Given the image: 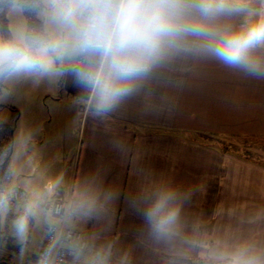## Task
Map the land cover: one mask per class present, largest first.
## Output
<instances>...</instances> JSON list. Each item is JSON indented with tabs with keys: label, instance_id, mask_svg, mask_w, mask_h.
<instances>
[{
	"label": "crops",
	"instance_id": "crops-1",
	"mask_svg": "<svg viewBox=\"0 0 264 264\" xmlns=\"http://www.w3.org/2000/svg\"><path fill=\"white\" fill-rule=\"evenodd\" d=\"M251 3L259 7L258 0ZM244 20L232 13L204 23L235 28ZM203 43L184 35L166 45L109 110L97 106L92 87L77 81L75 70L85 67V57L65 68L67 95L80 104L73 152L63 143L65 167L47 178L54 193L46 208L38 207L45 229L37 232L35 252L18 253L10 243L19 237L16 230L0 236L8 245H0V252L34 264L47 226L61 220L51 205L62 201L65 226L80 233L65 242L76 264H232L237 256H264V161L240 147L242 137L264 136V79L223 64ZM7 107L12 111L0 121L13 125L21 143L35 138L37 126L41 131L50 125L32 107L19 109L16 120L18 108ZM223 134L225 148L209 137ZM50 157L46 145L41 163ZM18 164L11 162L12 171ZM18 173L16 199L44 196L36 171L21 167ZM161 197H168L167 208L177 215L158 234L145 212Z\"/></svg>",
	"mask_w": 264,
	"mask_h": 264
},
{
	"label": "clouds",
	"instance_id": "clouds-1",
	"mask_svg": "<svg viewBox=\"0 0 264 264\" xmlns=\"http://www.w3.org/2000/svg\"><path fill=\"white\" fill-rule=\"evenodd\" d=\"M0 0V15L39 11L47 28L28 31L12 27L11 38L0 35V78L19 73L56 71L57 61L83 56L75 70L79 84L96 91L98 107L109 110L130 88L127 82L144 75L164 47L184 35L204 41L202 47L223 64L264 79V0ZM245 17L238 27H209L227 14ZM191 17V19H189ZM168 197L157 199L145 212L154 232L168 230L177 213ZM23 238V220L17 222ZM40 264H48L47 257ZM232 264H264V256L235 257Z\"/></svg>",
	"mask_w": 264,
	"mask_h": 264
},
{
	"label": "rangeland",
	"instance_id": "rangeland-1",
	"mask_svg": "<svg viewBox=\"0 0 264 264\" xmlns=\"http://www.w3.org/2000/svg\"><path fill=\"white\" fill-rule=\"evenodd\" d=\"M39 17L45 23V17L42 16L41 13H39ZM24 18L23 13L13 17L8 16L11 36L13 26H22L26 29L27 26L24 22ZM45 28L53 34L57 30L56 26L51 22L45 23ZM79 58L80 56H71L66 57L63 61H57L55 64L56 71L51 73L43 75L39 73H19L11 75L6 80V83L4 82L5 87L2 92H0V118H4L5 115L11 113L12 109L7 107L9 104L15 105V107L18 108V111H15L18 114L14 120H16L20 114L19 109L27 111L29 107H32L38 110L39 116L42 114V117H45L43 118V120L45 119L44 121L49 119L47 123L50 124L47 126L46 123H44L41 131L38 130L40 126H37L35 138H33L31 142L27 139L21 143L20 138L18 136L14 137L13 133L11 162L14 164V162L18 160V165L21 164L22 166H18L19 168L14 166V171H12V178L7 186V197L0 206V225L5 233L2 236H12L14 230L17 231V222L23 220V238H21V235L18 234L17 231L18 235L16 234V236L19 237L10 241L11 244L13 243L16 248H18V253L21 256L30 252H35L37 232H44L45 222L44 218L39 214L41 209L38 207L46 208V203L51 199L54 193V189L50 184V179L47 178H54L57 171L65 167V165L60 162L61 154L59 148L66 142V144L69 145L70 154L73 152L75 146L80 126V119L78 116L80 104L78 99H74L72 96L67 95L64 81L66 76L65 68L76 63ZM60 96H62V98H60ZM23 114V119H25L24 116L27 113L23 112ZM209 137L210 139H216L225 143L224 134L222 136ZM240 139V141L244 143V146H240L241 148H247V152L264 161V136H248V138L242 137ZM234 143H237V141H234ZM25 144L26 146H24ZM46 145L51 149V157L45 159L44 163H41L40 160ZM31 156L34 157V161ZM68 157L70 158V155H68ZM66 164L68 165V163ZM21 167L23 169H28L29 172L36 171L38 178L44 180V183L41 184L44 185L42 188H45L44 196L40 195L34 199L33 197L29 198L27 194V196L24 195L25 197L20 194L22 199L20 197L16 199L15 188L17 187L20 191L19 182L17 183L16 177L19 175L18 171ZM13 172H15V175ZM29 207L31 208V212L29 213H31V216L35 217V223L26 215ZM22 213H25V215L22 216ZM15 215L23 218L16 219L17 217L14 218ZM0 245L8 247L7 243L1 238ZM13 264L23 263L20 258L15 257L13 258Z\"/></svg>",
	"mask_w": 264,
	"mask_h": 264
},
{
	"label": "trees",
	"instance_id": "trees-1",
	"mask_svg": "<svg viewBox=\"0 0 264 264\" xmlns=\"http://www.w3.org/2000/svg\"><path fill=\"white\" fill-rule=\"evenodd\" d=\"M43 4V0H41ZM39 11L23 13L26 21V30L41 31L45 29L44 21L39 17ZM0 34L5 38H11L9 19L7 14L0 15ZM5 78H0V92L5 87ZM1 107V105H0ZM16 111H18L16 109ZM13 144V125L0 121V206L7 197V186L12 178L11 153ZM225 148V143L223 144ZM12 215V214H11ZM0 225V236L4 235ZM18 250V248H17ZM0 264H13L12 254L0 252Z\"/></svg>",
	"mask_w": 264,
	"mask_h": 264
},
{
	"label": "built area",
	"instance_id": "built-area-1",
	"mask_svg": "<svg viewBox=\"0 0 264 264\" xmlns=\"http://www.w3.org/2000/svg\"><path fill=\"white\" fill-rule=\"evenodd\" d=\"M52 210L61 216L58 223H51L47 226L43 247L36 255L34 264H40L45 256L48 264H76L74 262V253L69 249L65 242L79 238L80 233L77 230L65 226L67 215V206L64 202L56 201L51 205Z\"/></svg>",
	"mask_w": 264,
	"mask_h": 264
}]
</instances>
